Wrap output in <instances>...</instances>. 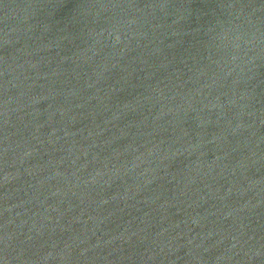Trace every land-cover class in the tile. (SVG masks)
Segmentation results:
<instances>
[{
	"label": "water",
	"instance_id": "1",
	"mask_svg": "<svg viewBox=\"0 0 264 264\" xmlns=\"http://www.w3.org/2000/svg\"><path fill=\"white\" fill-rule=\"evenodd\" d=\"M0 264H264V0H0Z\"/></svg>",
	"mask_w": 264,
	"mask_h": 264
}]
</instances>
